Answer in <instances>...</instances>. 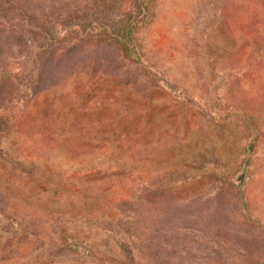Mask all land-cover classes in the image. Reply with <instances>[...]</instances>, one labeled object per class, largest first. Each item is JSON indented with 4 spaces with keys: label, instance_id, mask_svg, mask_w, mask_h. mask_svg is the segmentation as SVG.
Masks as SVG:
<instances>
[{
    "label": "rangeland",
    "instance_id": "1",
    "mask_svg": "<svg viewBox=\"0 0 264 264\" xmlns=\"http://www.w3.org/2000/svg\"><path fill=\"white\" fill-rule=\"evenodd\" d=\"M0 264H264V0H0Z\"/></svg>",
    "mask_w": 264,
    "mask_h": 264
}]
</instances>
